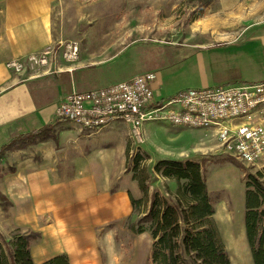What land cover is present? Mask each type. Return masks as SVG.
Returning a JSON list of instances; mask_svg holds the SVG:
<instances>
[{
	"label": "rangeland",
	"instance_id": "1",
	"mask_svg": "<svg viewBox=\"0 0 264 264\" xmlns=\"http://www.w3.org/2000/svg\"><path fill=\"white\" fill-rule=\"evenodd\" d=\"M53 26L59 29V39L79 40L83 54L89 56L112 41L126 46L119 58L76 72L79 81L84 79L82 87H100L128 80L139 72L161 70L165 95L203 86L206 79L215 85L264 79V0H64L54 12ZM105 29L108 34L100 32ZM207 45L210 47L200 48ZM175 50L184 53L177 62L169 53ZM130 53L134 59L124 65ZM170 86L173 90H168ZM56 130L59 140L50 139V145L63 168L77 165L87 156L91 166L121 165L122 181L130 195L142 200L113 229V264H152L156 240L152 224L139 221L153 200L159 210L162 198H174L177 189L174 179L154 171L162 158L202 163L214 200L213 217L231 263L254 264L245 230L246 180L249 173L264 170V160L261 165H246L224 153L211 130L163 121L146 122L141 143L119 119L100 131L89 132L61 118ZM30 146L11 149L10 153L21 150L32 154L28 149H35ZM138 153L145 156L142 166L147 172V194L133 177ZM134 225L144 231L136 232Z\"/></svg>",
	"mask_w": 264,
	"mask_h": 264
},
{
	"label": "crops",
	"instance_id": "2",
	"mask_svg": "<svg viewBox=\"0 0 264 264\" xmlns=\"http://www.w3.org/2000/svg\"><path fill=\"white\" fill-rule=\"evenodd\" d=\"M63 1L0 0V147L56 119L58 104L74 88L92 89L81 86L84 79L79 81L76 72L124 53L126 46L112 41L89 56L83 54L79 40L59 39L53 16ZM100 32L108 34L107 29ZM60 40L78 42L79 52L75 60L68 61L62 48L56 47L57 59L51 64L56 72L35 75L7 68L10 59L37 53ZM179 51L169 52L176 62L184 54ZM133 59L130 53L124 65ZM155 72L156 90L164 94L162 70ZM84 75L86 79L87 73ZM203 82L213 83L211 79ZM30 147L35 149H28L32 154L21 150L12 154L8 150L0 158L1 168L9 167L3 168L0 175V233L7 237L16 229L38 233L31 244L36 264L61 253L68 255L70 264H113V229L134 210L128 187L122 181V166H91L87 156L77 165L63 168L50 139Z\"/></svg>",
	"mask_w": 264,
	"mask_h": 264
},
{
	"label": "built area",
	"instance_id": "3",
	"mask_svg": "<svg viewBox=\"0 0 264 264\" xmlns=\"http://www.w3.org/2000/svg\"><path fill=\"white\" fill-rule=\"evenodd\" d=\"M56 47L62 48L68 61L78 57V42L60 40L37 53L10 59L6 66L16 73L56 72L51 66L57 59ZM157 79V72L147 71L92 89L74 88L58 104L56 116L89 132L100 131L119 119L129 125L139 143L144 140L142 128L148 121L207 128L230 157L246 165L262 164L264 80L203 85L165 95L156 90Z\"/></svg>",
	"mask_w": 264,
	"mask_h": 264
},
{
	"label": "trees",
	"instance_id": "4",
	"mask_svg": "<svg viewBox=\"0 0 264 264\" xmlns=\"http://www.w3.org/2000/svg\"><path fill=\"white\" fill-rule=\"evenodd\" d=\"M59 117L39 129L19 134L0 147V158L7 150L27 147L54 139L58 141ZM138 153L133 161V177L142 192L148 193L147 172ZM232 159V157H230ZM234 160V159H233ZM154 171L174 179L177 189L174 198H162L157 210L153 200L149 210L140 219L150 221L153 243L150 260L152 264H232L219 227L214 219V200L209 192L202 163L195 159L162 158L154 165ZM3 168L0 166V175ZM1 196V195H0ZM2 197V196H1ZM138 207L141 199L131 196ZM136 232L144 231L135 227ZM245 230L254 264H264V170L249 173L245 191ZM39 236L36 232L16 229L11 236L0 234V264H36L31 244ZM42 264H70L66 253H61Z\"/></svg>",
	"mask_w": 264,
	"mask_h": 264
}]
</instances>
